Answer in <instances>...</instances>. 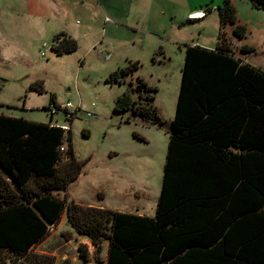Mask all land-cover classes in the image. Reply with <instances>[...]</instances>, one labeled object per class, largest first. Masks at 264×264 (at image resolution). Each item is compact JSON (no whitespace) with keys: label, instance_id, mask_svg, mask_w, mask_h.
Instances as JSON below:
<instances>
[{"label":"trees","instance_id":"1","mask_svg":"<svg viewBox=\"0 0 264 264\" xmlns=\"http://www.w3.org/2000/svg\"><path fill=\"white\" fill-rule=\"evenodd\" d=\"M216 8L220 24L232 22L234 34L244 33L230 0ZM222 33L213 47L184 43L152 214L67 197V183L85 161L72 152L70 118L64 128L0 112V264H72L34 248L48 222L56 224L63 213L94 247L91 254L87 244H77L82 260L101 261L105 239L104 264H264V66L236 57ZM76 46V38L58 30L49 47L60 53ZM137 65L128 58L105 79L120 81ZM131 82L113 99L112 111L128 109L126 120L138 115L160 123L155 87L142 76ZM28 87L44 89L41 78ZM51 102L61 107L53 94ZM58 188L62 197L53 192Z\"/></svg>","mask_w":264,"mask_h":264},{"label":"rangeland","instance_id":"2","mask_svg":"<svg viewBox=\"0 0 264 264\" xmlns=\"http://www.w3.org/2000/svg\"><path fill=\"white\" fill-rule=\"evenodd\" d=\"M230 1L236 21L245 25L240 36L234 34L232 22L219 23L216 4L221 0H41L39 5L46 4L61 16L63 24L75 32L84 31L74 49L55 53L49 46L61 26L49 27L37 22L36 16L29 19L26 0H0V112L66 125L68 116L61 107L50 113V94L59 104L80 101V108L69 120V135L72 152L85 161L77 176L67 183V197L82 204L152 214L161 185L184 43L196 41L213 47L220 30L233 50L244 51L241 45L255 43L264 31V0H257V4L251 0ZM161 5L173 8L174 13L155 16L153 9ZM182 7L211 11L188 18L191 16ZM94 38L97 40L87 47ZM10 40L13 47L4 51L2 45ZM128 58L138 60L131 73L120 81L105 79L111 69ZM137 76L155 87L153 103L160 123L138 115L126 120L128 109H111L128 79L134 83ZM37 78L42 79L41 91L28 87L29 81ZM90 100L95 103L90 104ZM87 109L97 115L85 116ZM0 172L4 173L1 167ZM53 192L59 197L64 193L59 188ZM79 242L87 244L91 254L94 252L88 237L79 234L63 213L34 248L53 254L57 261L68 257L72 264H104L105 239L100 242L99 262L91 256L88 260L78 257Z\"/></svg>","mask_w":264,"mask_h":264},{"label":"crops","instance_id":"3","mask_svg":"<svg viewBox=\"0 0 264 264\" xmlns=\"http://www.w3.org/2000/svg\"><path fill=\"white\" fill-rule=\"evenodd\" d=\"M40 1L41 0H26L27 6H28L26 13L29 16V19H32L33 17L36 16V17H38L37 22H42L45 25L48 24L49 27L61 26L63 29H59V30H63L65 32L69 33L70 35H72L74 38L80 40V37L82 34H84V31H82L83 33L82 32H75L74 28H71V27L63 24L61 22V16L52 13L53 11L47 9L46 4L39 5ZM192 9H193V7H186L185 9L183 8L182 10L185 11V14L187 15L192 11ZM201 9H203V8H201ZM153 11L155 12V16L160 15V17H162V16L167 17L168 15H171V13H174L173 8H169V7H166L164 5H161L159 7H155L153 9ZM176 11H177V9H176ZM205 11L206 12L204 15H206L207 12L208 11L210 12L211 10H209V8H208L207 10L205 9ZM175 13H177V12H175ZM40 18L42 19V21L40 20ZM188 18H194V17H188ZM31 22L33 23L32 20H31ZM58 24H60V25H58ZM86 25H88V23ZM95 40H97V39L96 38L92 39L87 47H90V45L93 42H95ZM194 42H196V41H194ZM243 44L245 46H247L249 49H247V50L243 49L244 51H237V50L232 49L233 54L236 57L248 60L250 63L264 66V31H263V29H262L261 34H259V36H257L255 43H252L251 45L246 44V43H243ZM13 45L14 44L11 43V40H10L6 44H3L2 48L4 51H7L10 48H12ZM137 212H140V211H137Z\"/></svg>","mask_w":264,"mask_h":264},{"label":"built area","instance_id":"4","mask_svg":"<svg viewBox=\"0 0 264 264\" xmlns=\"http://www.w3.org/2000/svg\"><path fill=\"white\" fill-rule=\"evenodd\" d=\"M205 14V10L204 9H196V10H192L189 13V16L191 17H196V16H203ZM159 52V51H158ZM95 102L93 100H90V104H94ZM59 104V103H58ZM61 106V108L66 109L65 110V115H67L68 117H65V119H69L72 115H74L77 111V109L80 108V101H77L76 104H73L71 101L67 100L64 103H60L59 104ZM48 108L50 110V113L52 114L53 111L56 110L57 106L55 103L51 102L48 103ZM85 116H96L97 112L95 110H91V109H87L84 113ZM68 121V120H67ZM62 127L66 128L68 126V123L66 125H61ZM63 147V146H62ZM61 147V148H62ZM52 225V224H50Z\"/></svg>","mask_w":264,"mask_h":264},{"label":"water","instance_id":"5","mask_svg":"<svg viewBox=\"0 0 264 264\" xmlns=\"http://www.w3.org/2000/svg\"><path fill=\"white\" fill-rule=\"evenodd\" d=\"M8 178H10L9 176H7ZM49 224H52L51 222H48Z\"/></svg>","mask_w":264,"mask_h":264}]
</instances>
